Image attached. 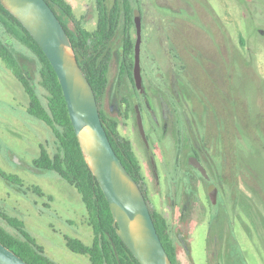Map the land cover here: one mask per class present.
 I'll use <instances>...</instances> for the list:
<instances>
[{"label": "rangeland", "instance_id": "obj_1", "mask_svg": "<svg viewBox=\"0 0 264 264\" xmlns=\"http://www.w3.org/2000/svg\"><path fill=\"white\" fill-rule=\"evenodd\" d=\"M65 1L81 27L88 31L96 28L93 0ZM183 1L174 6L185 4ZM166 2L146 0L148 11L160 19L169 12ZM169 3L172 4L171 0ZM190 4L197 6L195 2ZM204 8L206 12L200 11L201 18L194 16L191 9L176 17L178 20L190 17L192 21L183 28L185 41L203 43L207 54H237L233 55L235 70L226 74L218 72L223 69L218 60L215 68L193 75L199 99L194 109L203 119L196 116V121L200 128L205 127L207 134L217 133L211 137L212 148L220 147L222 141L225 148L224 153L216 156L228 180L221 190V199L226 203L222 228L213 225L209 229L208 196L202 186L197 187L199 203L192 200L189 211L184 208L181 172L191 171L183 151L179 175L175 179L169 176L175 167L174 133L166 140V155L171 164L170 172L166 173L159 150L154 153L155 169L150 164L134 121L130 122L128 131L120 126L119 132L127 136L139 162L142 180L138 184L147 197L150 211L160 213L167 220L180 264H211L209 245L214 264H264V0H205ZM131 36L135 40L134 27ZM157 37L155 32L153 42L146 45L162 58L163 44L161 37ZM1 38L16 54L37 92L44 93L38 85L34 58L6 34H1ZM123 38L121 21L109 46L112 57L109 82L101 101L109 117L117 115L120 94L127 97L124 86L127 82L120 85L117 78ZM205 96L210 101L203 104L201 99H206ZM26 106L27 97L21 85L0 62V173L16 177L21 185L10 184L0 176V211L21 221L34 243L54 264H90L88 257L69 251L65 241V238L76 239L89 246L93 240L79 195L53 172L32 168L40 146L52 154L55 140L45 124L27 115ZM208 110H216V123L213 118L209 120ZM141 119L143 129L148 132L146 118L141 116ZM219 158H222L220 163ZM34 187L42 192V197L33 193ZM202 204L207 208H202Z\"/></svg>", "mask_w": 264, "mask_h": 264}, {"label": "trees", "instance_id": "obj_2", "mask_svg": "<svg viewBox=\"0 0 264 264\" xmlns=\"http://www.w3.org/2000/svg\"><path fill=\"white\" fill-rule=\"evenodd\" d=\"M45 1L65 29L79 66L93 89L100 119L113 150L127 172L139 183L142 179L141 168L131 143L118 136L117 123L106 117L101 106L109 82V46L116 37L121 21L124 35L121 56L131 76L135 42L131 31L134 27L135 3L133 0H93L96 10V28L88 31L80 26L65 0ZM69 24H72L73 28H70ZM3 33L34 58L39 76L38 85L44 93L37 92L24 73L16 54L2 41ZM0 62L21 85L27 97V115L45 124L55 140V151L52 154L40 146L39 155L32 161V168L38 172L47 171L56 174L77 192L86 209L87 225L93 232L92 243L88 246L79 240L65 238L67 249L88 257L90 264H139L116 234L108 203L82 155L69 119L61 86L52 66L30 34L1 4ZM0 176L10 184L21 186L16 177L6 176L3 173H0ZM32 191L40 197L43 196L37 187H34ZM150 213L170 261L172 264H180L167 220L158 212L150 211ZM0 220L2 221L0 223L1 244L28 264H54L34 243L21 221L9 217L2 211H0Z\"/></svg>", "mask_w": 264, "mask_h": 264}, {"label": "flooded vegetation", "instance_id": "obj_3", "mask_svg": "<svg viewBox=\"0 0 264 264\" xmlns=\"http://www.w3.org/2000/svg\"><path fill=\"white\" fill-rule=\"evenodd\" d=\"M165 1H168L165 8L167 7L166 9L169 12L159 19L148 11L149 6L146 0H135V12L140 17L141 33L139 55L140 87L136 86L133 79L134 55L131 76L129 75V69L126 67L127 64L120 56L117 78L119 84L127 82L128 85H124L127 97H124V94H120L116 117H109L105 111L104 113L108 119H112L117 123L118 136L123 139H127V136L120 134L119 127L122 126L128 131L130 122L134 121L138 128L137 118L139 116L141 119V116H144L148 123V132L144 130L146 141L143 140L138 129L144 151L150 164L155 169L154 153L159 150L161 153V166L166 173L170 172L169 167L171 165L166 155L165 148L168 146L166 140L169 135L174 133L176 136L175 167L170 172L171 174L169 173V176L175 179V176L179 175L181 171L179 169V161L183 151H185V163L188 171H191V173L187 172L186 169L181 172L180 179L184 187V208L189 211L188 205H190L192 200L199 203L197 187L198 185L202 186V189L206 190L209 205L208 208L204 207L203 204L201 207L208 209L210 216L209 229L212 230L213 225L222 228L221 223L224 218L226 203L221 199V190L228 180L225 179L226 174L223 173L222 167L218 166L216 156L224 153L225 148L223 141L220 147L212 148L211 137H215L217 133L214 131L213 134L212 132L207 134L205 127L200 128L196 121V116L200 120L203 119L200 114L195 113L194 109L199 99H197V88L194 84L193 75L202 70L215 68V61L218 60H221V65L223 66V69H219L218 72L226 74L229 70H235L236 67H234L233 63L235 60L233 55L235 53L214 52V54H207L203 43H195L194 40L192 42L185 41L183 28L185 25L192 23V21L187 15L188 18L183 20H178L176 17L191 9L194 16L197 15V17L201 18L200 11L206 12L204 8L205 0H171L172 4L169 3V0ZM181 1L185 4L174 6L176 2ZM190 2L197 3V6L190 4ZM155 32L158 35V39L159 36L161 37L160 40L163 44L162 58H158L146 45L147 42H153L152 39ZM111 58L110 54V61ZM205 98L201 99V103L205 104L206 100L209 103L210 100L206 96ZM223 100L226 101V99ZM216 115V110H208L209 120L213 118L214 123H216ZM221 159L219 158V163ZM138 185L140 186V184ZM142 192L145 195L143 190ZM211 192L215 193L214 202L210 198ZM145 198L147 200L146 196ZM210 248L209 245V258L211 259V264H214V256L213 253L210 254ZM176 257L178 259V255Z\"/></svg>", "mask_w": 264, "mask_h": 264}, {"label": "water", "instance_id": "obj_4", "mask_svg": "<svg viewBox=\"0 0 264 264\" xmlns=\"http://www.w3.org/2000/svg\"><path fill=\"white\" fill-rule=\"evenodd\" d=\"M0 4L30 34L52 66L82 155L108 203L117 236L139 264H172L156 232L140 186L111 146L93 89L79 66L60 20L45 0H0ZM134 27L133 79L140 87L141 33L140 17L136 12ZM137 124L141 137L146 141L139 116ZM210 198L214 202V192ZM115 255L117 257L116 251ZM0 264L28 263L0 243Z\"/></svg>", "mask_w": 264, "mask_h": 264}]
</instances>
